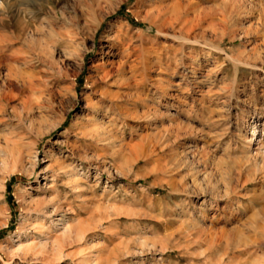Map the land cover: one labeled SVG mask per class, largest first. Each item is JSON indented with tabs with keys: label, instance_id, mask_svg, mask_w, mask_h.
Returning <instances> with one entry per match:
<instances>
[{
	"label": "rangeland",
	"instance_id": "374dc122",
	"mask_svg": "<svg viewBox=\"0 0 264 264\" xmlns=\"http://www.w3.org/2000/svg\"><path fill=\"white\" fill-rule=\"evenodd\" d=\"M87 1L0 0V264H264V0Z\"/></svg>",
	"mask_w": 264,
	"mask_h": 264
},
{
	"label": "bare ground",
	"instance_id": "6f19581e",
	"mask_svg": "<svg viewBox=\"0 0 264 264\" xmlns=\"http://www.w3.org/2000/svg\"><path fill=\"white\" fill-rule=\"evenodd\" d=\"M31 1V0H30ZM60 0H41V2H45L44 4L43 3H39V4H35L34 5V7H32L31 9L29 8V10H27V9H25L26 11L24 12V14H23V16L20 18L19 17V15L17 14V13H15V14H13L14 12L12 11V7H13V3L12 2H7V4H6V7H7V10H8V14H9V17H10V19H11V21H12V24H13V26L14 27H12V28H14L13 30H14V34H15V36L20 40V42L22 43V45H30V44H34L35 42H37V44H38V40L39 39H37V38H35V35L37 34V33H39V34H41L42 33V27L40 26H38V27H33L34 25H33V23L35 22V21H39L40 22V20H41V17H42V15L43 14H45V13H51L53 10H54V8L55 7H53V5H51V4H54V6H55V4H57L58 2H59ZM102 1H105V0H88L84 5L87 7V8H89V10L90 11H92L91 13H93V12H95L99 7H100V4H101V2ZM169 1V0H168ZM168 1L167 0H158L156 3H154L153 4V6L151 5L150 6V12L152 11V12H154V15H155V19H157V22H158V20H160V19H162V20H165V19H163V17H165V16H167V12H172V13H175L176 11V8L175 7H177V6H175V7H173V6H171L170 5V3L168 4ZM27 3V2H26ZM176 3V2H175ZM179 5V4H178ZM26 7V6H25ZM84 7V6H83ZM87 8H86V10H87ZM175 11V12H174ZM153 14V13H152ZM89 15H90V13H89ZM94 15H95V13H94ZM154 17V16H153ZM168 17V16H167ZM167 17H165V18H167ZM30 18H32V21L30 22ZM169 18V17H168ZM167 18V19H168ZM170 19V18H169ZM162 20H161V22H162ZM167 21H169V20H166L165 21V23H167ZM171 21V20H170ZM161 22H159V23H161ZM158 23V24H159ZM164 23V24H165ZM35 24V23H34ZM162 24V23H161ZM166 25V24H165ZM168 25H172V24H168ZM159 27V26H158ZM157 27V28H158ZM161 27H163V26H161ZM160 27V28H161ZM159 28V29H160ZM158 29V30H159ZM114 38V37H113ZM12 39V38H11ZM18 40V41H19ZM41 41V40H40ZM36 44V45H37ZM41 46V45H40ZM18 50V49H17ZM19 50H21V49H19ZM19 53H21L20 51H17L16 53H15V55H13V56H10V60H11V62H12V64H10L9 66H8V71L9 72H12L13 74H14V71L16 72V70H17V68H16V60L18 59V54ZM14 54V53H13ZM21 59V58H20ZM115 73H116V75H115V80L112 82L113 84H118L119 85V87L121 88V87H123L124 88V86L125 85H127V86H129V84H127V83H122L123 81H122V79L123 78H125L124 77V72H123V66L120 64V65H117L116 67H115ZM15 75V74H14ZM18 75V74H17ZM110 75H111V73L107 70H105V71H103V73H102V80H107V79H110ZM7 77H10V73L7 75ZM101 79V78H100ZM113 80V79H112ZM126 81H128V80H126ZM125 81V82H126ZM111 84V83H110ZM112 85V84H111ZM117 85V86H118ZM122 85H124V86H122ZM114 86V85H113ZM118 87V88H119ZM117 88V87H116ZM117 90V89H116ZM122 90V89H121ZM2 92V91H1ZM109 92V91H108ZM7 93H9V92H7ZM6 92H4L3 94H5V101H7V100H9L10 99V95L9 94H7ZM120 93V92H119ZM119 93H106V91H101L100 92V95H101V98L105 101H107L109 104H110V106H112V105H114L115 103H117V101H119V98H120V96H123V95H119ZM2 94V93H1ZM129 94V93H128ZM1 96V95H0ZM130 97V96H129ZM123 98H125L124 96H123ZM132 98V97H131ZM127 99V98H126ZM11 100H13L12 98H11ZM102 100V101H103ZM103 101V102H104ZM11 102V101H10ZM119 102H121V101H119ZM8 105H9V103H7ZM7 106V105H6ZM5 106V107H6ZM106 106V105H105ZM115 106H116V104H115ZM119 106H120V103H119ZM98 108V107H97ZM96 107H95V109H97ZM11 109V108H10ZM110 110V109H109ZM111 110H112V108H111ZM110 110V111H111ZM101 111V110H100ZM130 110H124V112H123V114H125V115H128L130 112H129ZM14 112V111H13ZM95 112V111H94ZM96 112H97V110H96ZM113 113H114V111H112ZM112 112H111V114H112ZM5 113H6V110H5ZM107 113V112H106ZM105 114V113H104ZM122 114V115H123ZM15 116V115H14ZM117 116V115H116ZM96 117V116H95ZM95 117H93L94 119H93V121L92 122H90L89 121V124H86L83 128H84V131L86 130H88L89 129V126L88 125H90V124H92V126H90L91 128L89 129V131L87 132V134L86 133H84V136H87V137H90L91 139H96V140H98V141H106V140H110L111 138H112V135H110L109 133H111V132H109L104 126H103V124H101V123H99V122H97V121H99L97 118L95 119ZM113 117H114V114H113ZM17 118V117H16ZM103 118H104V115H103ZM30 120V119H29ZM21 123V122H20ZM111 123H112V121H111ZM27 125V124H26ZM25 126V125H24ZM5 127H7V125L5 124ZM22 127V126H21ZM27 127H28V129H26V131H29V130H31L32 129V124H28L27 125ZM26 127V128H27ZM21 129L19 128L17 131H20ZM23 130V129H22ZM16 130H15V132H6V130H5V140H4V149H1L0 150V152H2L3 153V157H2V159L3 160H1V162L0 163H2V164H4L5 165V163L6 162H8V161H6L7 160V158L9 159V158H12L13 160L15 159L16 161H17V159H19L20 157H21V148H23V145H22V141H23V139H25L24 138V136L25 135H23L22 133H16L17 132ZM85 131V132H86ZM21 132H23V131H21ZM25 132V131H24ZM28 134V133H27ZM2 136V135H1ZM13 137V138H15V140L16 141H13V140H11L10 139V137ZM83 136V137H84ZM2 138V137H1ZM87 139V138H86ZM0 155H2L1 153H0ZM7 164V163H6ZM264 165V164H263ZM5 167V166H4ZM57 209V208H56ZM56 209H54V213L56 212ZM60 209V208H59ZM60 211V210H59ZM71 233H74L76 236L77 235H79L78 233V231L76 230V229H74V231H72V230H67L66 229V231H64V236L66 237H69V235H71ZM236 248H239V246L237 245V247Z\"/></svg>",
	"mask_w": 264,
	"mask_h": 264
}]
</instances>
